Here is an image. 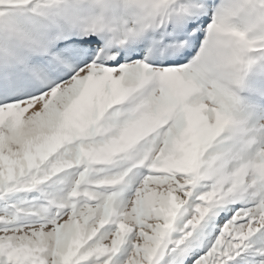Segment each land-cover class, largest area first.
<instances>
[{
  "label": "snow or ice",
  "instance_id": "obj_1",
  "mask_svg": "<svg viewBox=\"0 0 264 264\" xmlns=\"http://www.w3.org/2000/svg\"><path fill=\"white\" fill-rule=\"evenodd\" d=\"M0 264H264V0H0Z\"/></svg>",
  "mask_w": 264,
  "mask_h": 264
}]
</instances>
